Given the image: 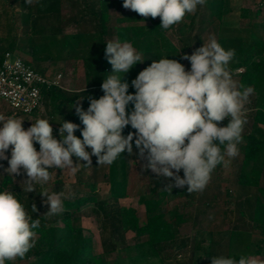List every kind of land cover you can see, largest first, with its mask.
I'll list each match as a JSON object with an SVG mask.
<instances>
[{"label":"clouds","instance_id":"9594fccd","mask_svg":"<svg viewBox=\"0 0 264 264\" xmlns=\"http://www.w3.org/2000/svg\"><path fill=\"white\" fill-rule=\"evenodd\" d=\"M25 3L30 6L39 0ZM205 4L206 0H123L125 9L145 19L160 17V28L165 30ZM234 56V49L225 50L211 38L191 55H183L182 59L191 64L190 70L175 59L153 60L132 80L135 92L131 94L123 77L145 61L143 54L130 42L107 41L105 58L112 71L101 85L104 95L99 99L89 97L87 110L80 103L84 98L72 106L82 129L63 120L57 139L47 119L38 118L25 130L24 120L0 115V160H7L9 165L5 171L13 177L21 175L23 169L27 179L22 190L32 193L36 184L43 185L51 179L49 169H70L75 175L82 167L92 165V156L98 158L99 165H111L125 151L132 155L135 137L139 156L145 158L147 154V168L158 177L174 180L167 189L187 185L189 193L203 191L225 155H239L237 146L242 143L247 123L245 105L254 89L233 80L228 65ZM129 104L133 105L131 112L127 111ZM226 118L227 126H219ZM129 125L136 131L125 136L123 130ZM77 130L82 139L74 134ZM10 146L9 159L6 153ZM40 195L46 197L44 203L49 206L45 216L64 210V193L42 191ZM32 210L37 212L35 203ZM40 223L27 213L13 192H0V264L23 258L35 247L34 229ZM211 264H257V260L251 256L237 259L220 255L211 257Z\"/></svg>","mask_w":264,"mask_h":264},{"label":"rangeland","instance_id":"374dc122","mask_svg":"<svg viewBox=\"0 0 264 264\" xmlns=\"http://www.w3.org/2000/svg\"><path fill=\"white\" fill-rule=\"evenodd\" d=\"M7 3L12 2L16 12L21 13V2L25 0H3ZM51 2V0H39V4L43 2ZM95 1V0H94ZM93 0L89 2L93 3ZM109 4V22L108 27L110 33L105 35L107 40H115V24L119 17L123 16H136L139 15L135 11L125 9L123 7V0H106ZM59 5L58 13H50L37 19L34 23L30 19L28 23L24 19L17 16V30H16V49L13 50L16 54L29 61L37 70L44 72L50 76L62 74V84L65 91L70 93L81 92L89 86V80L85 79L86 73L85 66L90 57L97 56L100 52V43L102 36L98 33V25L92 16L81 17L79 12V4L76 0H57ZM229 13L226 18L228 25L235 28L238 33L247 34L251 31L250 19L240 18V9L248 8L255 12L259 3H261V13L255 25L262 24L264 26V0H228ZM33 3L29 7H35ZM204 6H198L194 13L186 14V20L177 27L185 28L183 31H198L200 16L208 17L203 10ZM10 9V6H7ZM81 10L84 9L81 7ZM30 11V10H29ZM28 10L24 13L28 15ZM33 11V10H32ZM19 15V14H17ZM24 16V17H25ZM23 17V18H24ZM209 18V17H208ZM156 20L161 19L156 17ZM218 21H214L210 25H206L204 30L209 34L215 35L218 30ZM144 24H149V21H144ZM192 25L193 27H190ZM202 25V26H203ZM220 26V25H219ZM255 34L258 37L264 35V29L259 28ZM175 30L170 27L168 33ZM3 33L0 27V51L7 48L13 36ZM34 50V55L29 54V50ZM112 71V70H111ZM110 71V73H111ZM86 76V75H85ZM98 89V88H96ZM95 89V90H96ZM79 99L74 100L69 104L68 101H59L54 104L45 105L44 112L38 118L47 119L53 128L59 129L60 123L63 120L82 125L79 117L76 115L75 108H72ZM83 109V102L80 101ZM13 111L3 101L0 100V115L5 117H12ZM24 120L21 116H14ZM34 118H28L22 122V127L27 130ZM0 123V127H2ZM78 138L82 139L81 131L77 130L74 133ZM55 138L60 139L59 136ZM34 147L39 151L38 143ZM239 148V145L237 146ZM91 152V149H86ZM139 151H133L130 157H125L127 165L123 168L116 164L120 161L119 157L111 165H99L98 158L92 156V165L82 167L75 175L71 173L70 169H49L51 179L43 184H36L35 191L28 193L31 197V202L28 203V211L33 212L32 205L35 203L37 207V214H46L49 211L44 201L46 197L41 196L42 191H47L49 194L64 193V197H71L75 191V186L80 181L88 182L91 179L95 164H98V175H96L95 184L97 186L96 198L99 202L106 201L108 206L101 208L98 204H89L82 207L79 225L84 228L85 233L90 235L93 239L95 253L103 255L104 264H117L118 260L132 256L135 254L134 250L130 247L134 241V233L126 232L124 240L121 239L119 232L116 230V220L114 214L119 205L132 206L138 210L141 221L145 220L144 206L138 202L139 195L150 194L159 195L158 198L162 202L161 211H170L172 214L180 216L181 223L179 226V235L182 237H192L197 228H202L206 231L213 232L212 248L216 256L225 255L227 252L228 238L230 232L234 229H240L248 232L250 235L251 251L253 252L257 245H262V251L259 255L252 254L257 260V264H264V238L260 236L258 229H254L251 223V212L245 207L244 214L239 213L238 201V176L239 166H231L232 168H215L211 173V178L220 176L226 178L223 184L219 183L218 187L214 182L206 185L203 191L188 192V186L183 188L173 186L172 190L167 189L169 184L174 185V180L158 177L149 168L145 166V159L140 158L137 154ZM125 154V153H124ZM123 154V158H124ZM6 155L11 158V146ZM147 155V154H146ZM132 156V157H131ZM239 156V155H238ZM122 158V159H123ZM232 158V157H230ZM133 159L138 160L137 164H130ZM233 159V158H232ZM237 159V156H236ZM74 163L76 158L73 157ZM121 162V161H120ZM86 163V162H81ZM0 178L8 174L5 169L9 166L7 160H0ZM117 166V168H116ZM117 170H116V169ZM116 170V172H115ZM104 174H107L104 177ZM179 175L183 178V170ZM14 184L17 188L22 190V184L27 179L26 174L21 169V175L13 174ZM220 188V189H219ZM88 190L87 188H85ZM215 194V195H214ZM57 214L54 216H47L48 222L62 226V222L55 221ZM160 258L165 264H185L189 256V247L179 249L168 248L160 249ZM149 264H161L159 259H150ZM14 264H26V262H16Z\"/></svg>","mask_w":264,"mask_h":264},{"label":"trees","instance_id":"16d2710c","mask_svg":"<svg viewBox=\"0 0 264 264\" xmlns=\"http://www.w3.org/2000/svg\"><path fill=\"white\" fill-rule=\"evenodd\" d=\"M76 1L79 4V12H83V14H80L81 17L85 19L84 16H92L98 25V33L102 36L99 54L93 58L90 57L85 66V74L89 80V86L92 88H87L81 92L70 93L61 88L52 87L43 93L45 105L47 106L59 101H68L70 104L76 99L84 98L82 102L85 110H87L89 107V97L99 99L104 95L101 90V85L104 78L106 79L110 74L109 69L111 64L105 58L107 41L104 38L105 35L110 33L108 27L109 4L106 0H93V3L89 2L90 0ZM21 3V13L30 10L26 16L16 12L12 2L7 3L0 0L1 30L5 33L4 36H13L7 48L0 51V64L4 52H13L16 49L17 16L19 19H24L26 23L30 19H33L34 23H36L37 19L41 18L42 15L58 13L59 11L57 0H51V2L45 1L41 4L36 3L35 7H29L25 1ZM7 6H10V9H7ZM203 6L205 15H209V18L206 17L208 25L214 21H218L221 27H229L226 18L229 13V9L227 8V6L229 7L228 0H206V4ZM81 7L84 9L83 11ZM260 13L261 3L258 4L255 12H252L248 8H241L240 18L250 19L249 27L251 30L258 28L264 29L262 24L255 25L253 23V21L257 20ZM142 20L149 21V24H144ZM116 21V39L121 43L130 42L133 47L140 51L143 42L154 40L160 43V49L162 51L170 48V43L166 37L169 29L165 30L160 28L161 19L156 20L152 17L145 19L140 15H136L119 17ZM172 27H175V25ZM3 39L0 37L1 41ZM218 43L225 50H235V56L231 60L229 69L232 78L237 85H243L245 88L250 86L254 89V92L250 96L255 95L256 99L252 104L254 106H251V108H257L254 109L252 114L256 122L264 124V37L255 35L252 37L219 38ZM172 51H175V49L173 48ZM28 52L30 55H34V50L31 49ZM25 61L30 63L27 60ZM241 67L243 71L237 72L236 70ZM12 111V117L21 116L24 120L33 117L34 121L32 123H35L39 117L37 112L25 115L15 110ZM258 152L259 142L253 137H248L245 146V157L249 160H255ZM123 154L119 156V160H122ZM95 165L91 179L84 183L80 181L75 186L76 193L71 197H63L64 210L57 214L55 218V221L62 222V226L49 223L45 214L29 212L27 207L28 203L31 202V197L23 190L17 188V184H14L12 176L5 174L0 178V192L5 190L13 192L19 202L25 207L27 213L33 219L38 218L41 222L39 228L34 229L37 233L35 247L23 258L18 257L15 260L16 262H26V264H104L103 255L101 253H95L92 237L87 235L84 228L79 225L82 207L89 204H98L101 208L108 206V202H99L96 198L95 192L97 186L95 179L96 175H98L99 166L98 164ZM119 165L118 163L117 166ZM124 166L122 164L120 168ZM106 175L104 174V177ZM242 177V183L249 182L248 177ZM158 196L153 193L150 196H146L143 193L139 195L138 202L144 206L146 215L143 221H141L138 210L135 207L117 206L114 217L117 225L116 230L119 232L121 239L124 238V234L128 231L133 232L135 238L134 243L130 246L135 254L119 259L117 264H149L150 259H159L161 264H165L160 258L159 247L160 249L189 247V256L185 264H211V257L216 256L212 248L213 232L197 228L192 237L180 236V216L172 214L170 211H161L162 202ZM252 207V226L254 229H258L260 236L264 238V186H258ZM250 235L248 232L240 229L232 230L228 238L227 252L223 256L239 259L241 255H259L263 249L262 245H257L252 252ZM5 264H14V261H5Z\"/></svg>","mask_w":264,"mask_h":264},{"label":"crops","instance_id":"0c3cea01","mask_svg":"<svg viewBox=\"0 0 264 264\" xmlns=\"http://www.w3.org/2000/svg\"><path fill=\"white\" fill-rule=\"evenodd\" d=\"M184 20H186V17H184V19L181 22H184ZM181 22H179L178 24H180ZM199 23L202 25L203 24L208 25V23L206 22L205 16L204 17L200 16ZM177 25H175L174 27L175 30L173 32L166 33V37L170 43V48H169L170 50L167 49V50L162 51L160 49L161 48L160 43L154 40L143 42L141 44V50L139 52L143 54V58L145 59V61L143 63H138L137 65H135L123 77V80L129 83V89H128L129 93L134 94L135 92L134 87H132L131 85L132 80H134L137 77L139 72H141L143 69L148 67L152 63L153 60H159L160 58H165V57H167L168 59H175L179 61L180 63H182L185 66L186 70H190L191 64L188 60L182 59L183 55L185 54L191 55L197 48L202 47L203 44L209 43L211 38H215L218 42L219 38L252 37L256 35L255 32L257 30H260L258 28V29L249 31V33L247 34H242V33L234 32V30L238 31L235 28H232L231 30L230 27H221L218 25L217 34L211 35L206 30H204L206 25H203V26L200 25L199 26L200 30L198 31L196 30L194 32L193 31H183L182 29H184L186 25L176 28ZM189 26L193 27L192 25H189ZM261 37H264V35L262 34ZM105 40L110 41V40H107L106 38ZM173 48L175 49V51H172ZM100 50H101V43H100ZM230 64H231V61L228 65L229 69H230ZM239 69L240 68H238L236 71L239 72L238 71ZM111 70H112V66L110 67L109 71ZM85 75L86 74L84 73V77L85 79H87V76ZM120 75L122 76L123 74L121 73ZM87 88H92V87L88 86ZM255 99H256V96L251 95L249 97V103L245 105L247 123L244 125V129L242 132L243 140H242V143L239 144V148H238L239 156H237V159L236 157L232 159L228 157L227 155H225L224 162L217 165L216 167V168H226L227 169V168H232L231 166H235V164H237L236 165L237 167L239 166L238 167L239 176H238V191H237L238 196L237 198L240 204L239 213L241 215L244 214L243 209H245V207L249 209V212L253 213L252 202L255 199L258 186L259 185L264 186V124L258 123L254 120L252 113L254 112V109L257 107L251 108V106H254L252 104L254 103ZM132 109H133V105L129 104L127 111L131 112ZM228 122H229V119L226 118L224 121L220 122L219 126H227ZM135 131L136 130L131 128V126L129 125L123 130V135L127 136L129 132L134 133ZM248 137H253L259 142V152L255 160H249L245 157V146H246ZM134 140H135V137H134ZM134 140H133V151L135 150L138 151V149L135 147ZM222 150H223V146H222ZM127 156L130 157L127 151H125L124 158L120 160L121 162L119 161L118 163L120 165L122 164L127 165L126 161L124 162V159ZM137 156L139 157V153L137 154ZM145 158H146V154H145ZM137 161L138 160L133 159L130 164L135 165L137 164ZM118 163L116 165H118ZM147 164H148V160L145 159L146 168H147ZM242 176L248 177L249 182L242 183L241 181V178H243ZM224 177L225 176L223 175L222 177L214 176V178L213 177L211 178L210 183L212 184V182H214L218 187H220L218 184L224 183V181L226 180V178L224 179Z\"/></svg>","mask_w":264,"mask_h":264},{"label":"built area","instance_id":"2783aa9c","mask_svg":"<svg viewBox=\"0 0 264 264\" xmlns=\"http://www.w3.org/2000/svg\"><path fill=\"white\" fill-rule=\"evenodd\" d=\"M52 87L64 89L61 73L50 76L36 70L15 52H4L0 64V100L10 109L25 115L42 114L45 106L43 92ZM53 136H59V129L53 128Z\"/></svg>","mask_w":264,"mask_h":264}]
</instances>
